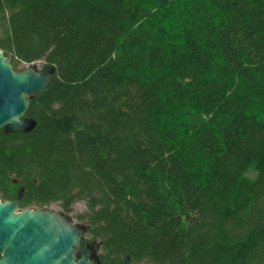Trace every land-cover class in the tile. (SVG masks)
I'll return each mask as SVG.
<instances>
[{"label":"trees","instance_id":"16d2710c","mask_svg":"<svg viewBox=\"0 0 264 264\" xmlns=\"http://www.w3.org/2000/svg\"><path fill=\"white\" fill-rule=\"evenodd\" d=\"M0 51L55 68L1 201L83 202L94 264H264V0H0Z\"/></svg>","mask_w":264,"mask_h":264},{"label":"water","instance_id":"95a60500","mask_svg":"<svg viewBox=\"0 0 264 264\" xmlns=\"http://www.w3.org/2000/svg\"><path fill=\"white\" fill-rule=\"evenodd\" d=\"M53 66L31 64L13 69L0 51V130L30 133L36 126L25 116L32 98L45 90ZM23 189L12 201L0 199V264H94L96 243L85 241L86 227L50 208H19ZM124 264H132L126 257Z\"/></svg>","mask_w":264,"mask_h":264},{"label":"rangeland","instance_id":"374dc122","mask_svg":"<svg viewBox=\"0 0 264 264\" xmlns=\"http://www.w3.org/2000/svg\"><path fill=\"white\" fill-rule=\"evenodd\" d=\"M37 66L39 69H41V68H43V63L42 62L37 63ZM22 69H24V67H22L20 64L17 67V70H22ZM48 208H50L54 211H62L58 204H52ZM30 209L37 210V208H30ZM85 212H86L85 204L83 202H76L72 205L71 213H69L68 215L70 216V218L72 219L74 224H81V222L76 217L80 214H84ZM88 238H89L88 236H85V239H88Z\"/></svg>","mask_w":264,"mask_h":264},{"label":"built area","instance_id":"2783aa9c","mask_svg":"<svg viewBox=\"0 0 264 264\" xmlns=\"http://www.w3.org/2000/svg\"><path fill=\"white\" fill-rule=\"evenodd\" d=\"M39 63H40V62H39ZM21 66L25 68V67H28L29 65L24 64V63H21Z\"/></svg>","mask_w":264,"mask_h":264},{"label":"flooded vegetation","instance_id":"af4514ba","mask_svg":"<svg viewBox=\"0 0 264 264\" xmlns=\"http://www.w3.org/2000/svg\"><path fill=\"white\" fill-rule=\"evenodd\" d=\"M81 246H82V249H83L84 248L83 242H82V245Z\"/></svg>","mask_w":264,"mask_h":264}]
</instances>
